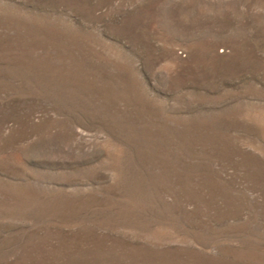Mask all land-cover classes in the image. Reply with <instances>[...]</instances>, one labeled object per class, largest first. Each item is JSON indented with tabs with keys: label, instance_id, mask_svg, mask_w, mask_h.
Wrapping results in <instances>:
<instances>
[{
	"label": "rangeland",
	"instance_id": "1",
	"mask_svg": "<svg viewBox=\"0 0 264 264\" xmlns=\"http://www.w3.org/2000/svg\"><path fill=\"white\" fill-rule=\"evenodd\" d=\"M0 264H264V0H0Z\"/></svg>",
	"mask_w": 264,
	"mask_h": 264
}]
</instances>
